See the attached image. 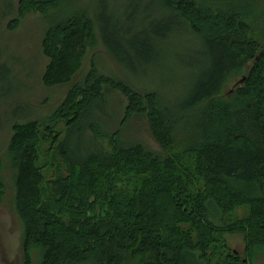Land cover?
Masks as SVG:
<instances>
[{"label":"trees","instance_id":"16d2710c","mask_svg":"<svg viewBox=\"0 0 264 264\" xmlns=\"http://www.w3.org/2000/svg\"><path fill=\"white\" fill-rule=\"evenodd\" d=\"M66 1L22 0L20 17L48 16ZM146 1L128 0L118 7L124 13L105 2L92 15L59 11L45 34L43 83L69 90L50 118L13 125L9 156L26 264L37 254L39 264H213L218 249L225 250V264H250L264 253V6ZM213 28L220 32L206 34ZM98 34L122 71L156 70L166 60L163 48L179 39L200 47L191 60H178L188 80L184 95L138 89L96 66L76 83ZM236 78L239 84L226 92ZM115 95L127 103L116 105L118 129L104 132L97 110ZM134 121H146L163 153L123 139ZM45 146L48 159L61 158L66 176L46 181ZM242 207L249 217L229 223ZM227 234L243 236L245 260L227 247Z\"/></svg>","mask_w":264,"mask_h":264},{"label":"rangeland","instance_id":"374dc122","mask_svg":"<svg viewBox=\"0 0 264 264\" xmlns=\"http://www.w3.org/2000/svg\"><path fill=\"white\" fill-rule=\"evenodd\" d=\"M22 0H0V159L2 167L0 169V183L4 186L5 195L0 202V264H26L24 252V226L16 209V190L14 183V170L9 156V145L13 135V125L24 124L30 120H45L50 118L63 102L69 86H57L49 88L43 83V77L49 59L43 52V41L46 32L52 26V19L59 11L73 15L75 13H99L103 9V2L111 11L117 9L124 13L122 6H127L128 0H69L60 7V10L51 11L48 16L41 12H31L25 18L20 17V4ZM211 0H197V4L208 5ZM262 3L264 0H255ZM147 4H154L153 0H147ZM260 8V7H258ZM235 12L239 10L234 9ZM62 12V14H63ZM15 21V22H14ZM19 21L17 28L12 29V22ZM261 23H264L262 21ZM260 23V24H261ZM218 28H213L208 33L211 36L220 32ZM221 29V28H220ZM258 31L260 29L258 28ZM251 37V36H250ZM259 34L255 35L258 41ZM264 50V43L260 44ZM166 52L165 59L161 66L154 69L145 70L119 69L107 54L105 47L98 34L97 42L88 48L83 61V67L78 73L75 82H81L94 66L100 73L108 77L128 79L133 85L147 87L159 92H164L166 97L173 99L184 95L187 81L179 69L178 60L192 59L201 48L190 45L187 41L177 40L166 44L163 48ZM241 78H236L226 89L232 92ZM127 102L121 95L109 97L107 101L97 111L96 116L100 117L97 124L104 132H115L118 129L122 117L119 115V108L116 106L125 105ZM121 117V118H120ZM101 119V121H100ZM130 127L124 132L125 138L129 135V140H136L149 149L163 153L161 147L156 143L150 133L146 121L132 122ZM63 141L66 136V126L61 124L58 128ZM91 137V131L87 133ZM101 143L108 147V142L101 138ZM44 147V155L41 166L46 181L54 180L60 176H66V170L61 158L55 151V158L48 159ZM47 163V164H46ZM107 208L100 209L99 214H104ZM249 217V209L242 207L234 212L227 219L229 223H237ZM185 229L190 230L189 226ZM195 241L197 237L194 236ZM223 241L234 253L242 259L247 257V246L242 235L227 234ZM225 250L218 249L213 258V264H225ZM39 255L33 258V264H39ZM247 263V260H246ZM264 264V253L255 260V263Z\"/></svg>","mask_w":264,"mask_h":264},{"label":"bare ground","instance_id":"6f19581e","mask_svg":"<svg viewBox=\"0 0 264 264\" xmlns=\"http://www.w3.org/2000/svg\"><path fill=\"white\" fill-rule=\"evenodd\" d=\"M260 51V50H259ZM264 57V56H263ZM38 153V152H37Z\"/></svg>","mask_w":264,"mask_h":264}]
</instances>
